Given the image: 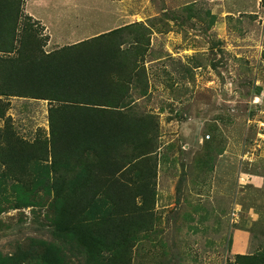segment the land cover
Returning <instances> with one entry per match:
<instances>
[{
	"label": "rangeland",
	"instance_id": "rangeland-1",
	"mask_svg": "<svg viewBox=\"0 0 264 264\" xmlns=\"http://www.w3.org/2000/svg\"><path fill=\"white\" fill-rule=\"evenodd\" d=\"M22 7L31 20L19 24L42 35L45 52L125 25L142 29V38L134 34L132 40L145 49L137 70L144 73L148 94L133 110L157 115L159 160L153 230L134 247L132 264H227L234 259V230L247 232L235 241L238 251L260 250L264 0H22ZM58 33L69 38L52 43ZM136 80L130 91L139 94ZM0 98L8 102L5 117L18 135L48 142V101ZM6 168L0 162V198L7 199L0 251H30L31 239H45L58 243L68 263L84 264V255L53 232L52 194L38 190L32 206L12 207L15 179L1 183ZM22 172L16 175L27 182L32 175Z\"/></svg>",
	"mask_w": 264,
	"mask_h": 264
},
{
	"label": "trees",
	"instance_id": "trees-1",
	"mask_svg": "<svg viewBox=\"0 0 264 264\" xmlns=\"http://www.w3.org/2000/svg\"><path fill=\"white\" fill-rule=\"evenodd\" d=\"M26 20L22 0H0V95L47 100L49 139L18 135L0 98V119H7L1 183L15 179L14 208L35 204L38 190L52 194L53 232L84 255V264H132L134 247L153 230L159 160L157 115L133 110L148 94L137 70L142 29L125 25L45 52ZM135 76L139 94L130 91ZM21 170L32 175L27 182L16 175ZM6 200L0 198V214ZM29 248L0 251V264H70L53 241L31 239ZM227 264H264V244Z\"/></svg>",
	"mask_w": 264,
	"mask_h": 264
},
{
	"label": "crops",
	"instance_id": "crops-1",
	"mask_svg": "<svg viewBox=\"0 0 264 264\" xmlns=\"http://www.w3.org/2000/svg\"><path fill=\"white\" fill-rule=\"evenodd\" d=\"M59 36H57V34L55 35V39H53L54 41L52 43H54L55 41H62V40H66L69 38V36H66V34L63 36L60 33H58ZM61 35V36H60ZM71 37V36H70ZM53 38V37H52ZM52 40V39H51ZM247 219H250L249 216L247 217ZM247 232H245L244 230H234L232 233V238L231 242L229 244V248L232 249V251L236 254V253H248L247 251H238L237 249H239V244L235 243L238 242V237L239 235H245ZM247 237V235H246Z\"/></svg>",
	"mask_w": 264,
	"mask_h": 264
},
{
	"label": "built area",
	"instance_id": "built-area-1",
	"mask_svg": "<svg viewBox=\"0 0 264 264\" xmlns=\"http://www.w3.org/2000/svg\"><path fill=\"white\" fill-rule=\"evenodd\" d=\"M238 213V212H237ZM232 216L233 217H236V214L235 213H232ZM234 220H236V219H232V221H234Z\"/></svg>",
	"mask_w": 264,
	"mask_h": 264
},
{
	"label": "clouds",
	"instance_id": "clouds-1",
	"mask_svg": "<svg viewBox=\"0 0 264 264\" xmlns=\"http://www.w3.org/2000/svg\"><path fill=\"white\" fill-rule=\"evenodd\" d=\"M47 101V100H46ZM238 216H239V214H238ZM237 220V219H236ZM236 220H234L233 222H235Z\"/></svg>",
	"mask_w": 264,
	"mask_h": 264
}]
</instances>
